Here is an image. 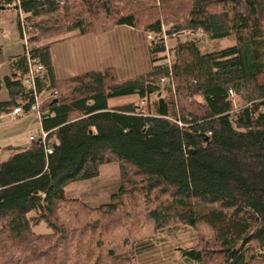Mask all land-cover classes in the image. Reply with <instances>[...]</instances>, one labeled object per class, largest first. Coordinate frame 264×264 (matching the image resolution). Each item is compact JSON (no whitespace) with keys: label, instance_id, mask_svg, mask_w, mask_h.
I'll use <instances>...</instances> for the list:
<instances>
[{"label":"trees","instance_id":"1","mask_svg":"<svg viewBox=\"0 0 264 264\" xmlns=\"http://www.w3.org/2000/svg\"><path fill=\"white\" fill-rule=\"evenodd\" d=\"M150 2L0 0L17 10L21 36L23 25L50 30L56 12L74 36L119 25L152 36L151 70L130 78L110 67L58 79L52 42L35 36L9 57L0 115L21 105L29 112L24 82L29 58L38 59L53 152L37 139L0 158V264H136L140 244L179 224L198 233L185 251L193 264H264V0ZM185 31L237 43L204 52L197 40H179L169 63L167 38ZM113 162L121 185L108 202L66 195Z\"/></svg>","mask_w":264,"mask_h":264},{"label":"rangeland","instance_id":"2","mask_svg":"<svg viewBox=\"0 0 264 264\" xmlns=\"http://www.w3.org/2000/svg\"><path fill=\"white\" fill-rule=\"evenodd\" d=\"M130 7H137L151 3L150 0H131ZM123 5V3H121ZM56 12L52 18L47 20V27L50 30L43 31L42 26H38L36 31H26L27 38L35 36L44 43L68 38L75 35L74 31H70L67 26L54 17L60 15ZM17 10L12 8H0V79L10 74L9 57L22 53L24 51L25 39L22 38L17 23ZM24 15L21 14V19ZM170 24H165L167 30ZM140 30V29H138ZM145 34V38L150 43L149 33L141 30ZM197 40L204 52L224 49L235 45L237 39L235 35L224 38L211 39L205 36L201 31L192 32L185 31L167 38V61L172 62V47L180 40L186 41ZM163 81V80H161ZM49 92L43 94L46 97ZM4 86L0 89V100L7 98ZM131 97H123L117 101L123 102ZM264 110V108H263ZM42 132L40 117L35 113L22 114L21 117L13 119L6 115V118L0 119V158L8 159L15 152L28 147L31 144L30 135L39 137ZM121 185L120 169L117 162L104 164L98 177L77 181L69 184L65 191L66 195L71 198H80L91 206H98L109 201L110 196L117 192ZM39 232L47 231L44 224L36 227ZM198 233L192 227L179 224L168 227L159 232L154 239L146 241L139 245L135 256L136 264H193L195 262L188 260L185 251L192 249L198 243Z\"/></svg>","mask_w":264,"mask_h":264},{"label":"crops","instance_id":"3","mask_svg":"<svg viewBox=\"0 0 264 264\" xmlns=\"http://www.w3.org/2000/svg\"><path fill=\"white\" fill-rule=\"evenodd\" d=\"M50 51L58 79L88 71H104L110 67L116 68L122 78H130L152 68L144 32L129 25H119L101 34L90 33L52 41ZM4 90L9 97L5 87ZM6 115H0V119Z\"/></svg>","mask_w":264,"mask_h":264},{"label":"built area","instance_id":"4","mask_svg":"<svg viewBox=\"0 0 264 264\" xmlns=\"http://www.w3.org/2000/svg\"><path fill=\"white\" fill-rule=\"evenodd\" d=\"M26 31H28V29L23 25V31H22V38L25 39V42L27 41V34ZM149 38L152 39V36L149 35ZM44 72V66L39 62L38 59H34V58H29V73L27 78L25 79V84L28 87H31L33 89V102L30 105V110L29 112H26L24 107L18 106L15 107L11 112L8 113V116L12 117L13 119L19 118L22 116V114H30V113H35L37 114L40 119L42 117V112H41V104H42V98L41 95L36 91V85H35V80L37 77H39L42 73ZM164 81H167L166 78L162 79ZM31 100L28 99L26 102H30ZM49 133L46 131H42L38 136L36 135H32L30 136V140L32 142H35L37 139H40L44 142L45 144V149L47 153H52L53 152V148L50 145V140H49Z\"/></svg>","mask_w":264,"mask_h":264}]
</instances>
